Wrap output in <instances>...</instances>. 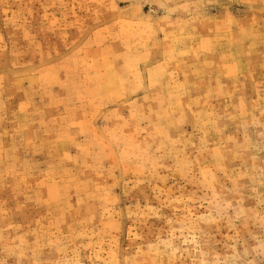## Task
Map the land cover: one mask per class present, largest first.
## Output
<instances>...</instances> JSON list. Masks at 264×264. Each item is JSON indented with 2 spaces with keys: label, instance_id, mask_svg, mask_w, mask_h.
I'll list each match as a JSON object with an SVG mask.
<instances>
[{
  "label": "rangeland",
  "instance_id": "1",
  "mask_svg": "<svg viewBox=\"0 0 264 264\" xmlns=\"http://www.w3.org/2000/svg\"><path fill=\"white\" fill-rule=\"evenodd\" d=\"M0 264H264V0H0Z\"/></svg>",
  "mask_w": 264,
  "mask_h": 264
}]
</instances>
